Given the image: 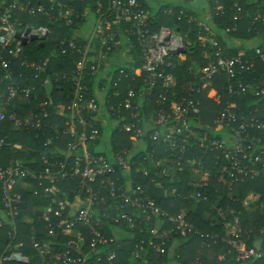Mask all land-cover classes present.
Returning a JSON list of instances; mask_svg holds the SVG:
<instances>
[{
  "label": "built area",
  "instance_id": "obj_1",
  "mask_svg": "<svg viewBox=\"0 0 264 264\" xmlns=\"http://www.w3.org/2000/svg\"><path fill=\"white\" fill-rule=\"evenodd\" d=\"M3 1L0 14V24L4 27L0 34V68L5 71L3 79L7 85L5 95L0 97V121L12 123L13 130L20 127L27 130L41 128L40 119L34 113H27L21 120L9 111L20 96L28 100L31 92V88L19 89L11 83L13 72L9 67L21 54V40L29 44L31 38H35V43L39 44L51 36V30L45 26L17 29L23 26L19 14L40 17L65 27L75 26L74 37L60 39L56 50L62 55H75L76 62L70 75L74 92L66 106H57L60 112L68 115L63 135L68 136L71 142L67 143L66 150L58 155H42V169L39 172L18 164L0 166V229H9L7 238L10 242L3 252L9 255L2 256L0 264L16 261L14 254H22L10 250L17 236L16 222L20 218L26 193L32 198L41 196L48 199L46 205L33 208V214L38 213L36 221L43 229L32 230L30 235L31 247L42 258L43 264H114L116 252L108 249L104 253L99 249L113 243L110 237L101 232L102 222H120L129 231L136 229L138 219L147 224L150 236L148 244L156 254L163 255L169 242L186 240L191 234L201 239L211 237L214 241L220 238V242L229 246L228 252L235 254L236 261L241 264L264 260V252L260 248L245 247L242 228L232 210L216 209L215 218L223 222L222 237L217 234L203 235L186 221V215H167L153 199L144 194L140 186H135L133 197L128 191L131 182L127 174L131 159L128 151L115 153L112 160L91 151L100 133L97 126L103 123L100 115H104L115 126H119L124 134L129 135L132 148H137L138 142L145 148V142L149 140L158 149L169 152L171 159L161 160L164 164L173 167L174 162L184 163L192 175L198 176L199 179L189 185L190 198L195 203L207 200L209 173L199 159L187 158L192 151L198 150L203 155L218 152L214 164L224 163V168L221 167L217 172L219 179L228 187L242 183L247 178L264 177V145L254 135L256 132L264 136V116L260 117L264 111L258 109L255 102L249 105L245 100L249 96L259 100L264 96V91H261L264 81L254 80L252 84L246 82L247 74L254 69L255 62L264 65V40L250 49L228 55L218 46V37L212 33V29L204 23L197 24L196 40L207 63L203 67L192 64L186 68L192 83L186 95L178 96L173 92L176 86L174 72L186 62L187 54L192 49L191 43L175 28L160 27L154 30V15L142 0H94L91 9L86 8L84 11H78L77 5L84 4L85 0H68L67 3L49 0L51 5L47 6L39 0ZM207 1L212 17L227 12L221 0ZM228 1L232 4L229 11L235 23L249 16L236 0ZM172 12L170 9L163 13L170 16ZM178 14L177 21H180L184 12ZM90 17L94 19L93 29L82 34L81 26L75 21L85 22ZM235 25L225 32H234ZM257 25L264 29V14L257 12L251 17L253 30ZM17 33L20 40L15 38ZM118 49L125 52L122 60L129 72L120 66L116 74L108 73L105 78H108L109 83L106 86L97 85L95 95L90 96V89L85 82L100 83L99 74L107 70ZM130 50L137 51V54H130ZM47 64V61L29 65L21 62L22 66L40 72L45 71ZM220 78H225L222 93L227 100L223 102L220 93L212 97L213 104L219 110L212 123L205 124L201 121L200 97H209L212 87ZM122 81H128L131 85L116 107L108 109L107 93L113 90V96L118 97L117 89ZM100 96H104V101L99 100ZM149 100H153L158 110L154 111L153 117L145 119L142 111L147 108ZM47 107V102L40 105L43 118L51 116ZM76 127L80 128L79 132ZM216 132L222 134V139L215 137ZM160 163L157 161L154 166L161 177L167 178L166 169L160 170ZM140 171L144 177L147 176L144 168ZM120 180L128 183L121 186ZM62 181L76 184L72 202L66 196L59 197L65 193L58 185ZM93 184L98 186L97 190ZM155 186L161 188L157 182ZM171 192L173 196H178L175 189ZM104 195L109 197V206ZM249 198L255 200L253 195ZM105 207L109 209L100 211ZM108 210L114 211V214L109 215ZM22 221L27 224L33 222L28 216H23ZM86 236L89 237L88 242ZM140 244H144V241ZM134 257L137 258L138 253H134ZM220 259L224 260L223 256ZM20 263L27 264L28 259L21 257Z\"/></svg>",
  "mask_w": 264,
  "mask_h": 264
},
{
  "label": "trees",
  "instance_id": "obj_2",
  "mask_svg": "<svg viewBox=\"0 0 264 264\" xmlns=\"http://www.w3.org/2000/svg\"><path fill=\"white\" fill-rule=\"evenodd\" d=\"M9 1V0H4ZM3 1V2H4ZM46 2V0H42ZM41 1V2H42ZM242 6L243 10L248 13L249 16L243 18L241 21L235 23L232 20V14L227 11L225 15L219 17H212V26L215 30V35H218V40H222L219 33H222L229 43L243 42V40L255 37V31H258L264 36V29L257 25L255 29L251 27V17L254 16L257 9L255 4L247 3L242 0H237ZM91 2V0H90ZM0 0V14L3 6ZM222 4L227 8L231 7V3L227 0H223ZM79 10L83 9L82 5H77ZM147 7V5H146ZM161 8L158 10V14L153 17L154 30L160 27L175 28L182 35H186V39L191 43V52L187 54L186 62L178 67L174 72L176 79V86L173 90L178 96H184L192 83L190 75L187 73L186 68L192 64H196L199 67H203L207 63V59L202 57V48L199 47L196 40L197 36V21H189L192 19V14L184 10L182 6L173 9V14L168 16L164 14ZM184 12L180 21H177L178 13ZM264 14V8L260 10V15ZM23 27L30 26H45L51 30V36L47 38L41 47L37 43H29L22 48L21 54L18 60L12 62L9 70L13 72V79L11 83L15 84L19 89L31 88L30 98L26 100L23 96H20L16 101L12 111L16 114V117L23 119L29 112L34 113L41 122V128L26 129L20 127L18 130H13L12 123L9 121H0V166L6 167L12 164H18L28 170L39 172L42 169L40 157L44 154L50 155L55 153L58 155L61 151L66 150L67 143L71 142L68 136L63 135L66 131L65 122L68 120L66 112H60L57 106H66L69 98H71L74 87L71 82V73L75 69L76 56L65 54L62 55L56 50L58 41L62 38L72 39L74 37L75 26L65 27L61 23L53 24L46 19L40 17H31L25 14H19ZM79 23V21H75ZM236 24V30L234 32L226 33L227 28L231 29ZM4 31V27L0 24V34ZM247 39V38H246ZM242 47V46H241ZM243 49V48H240ZM231 50V49H230ZM227 51L228 55H235L238 52L237 48L232 51ZM130 54H137V51L130 50ZM24 61L26 65L30 63H38L47 61L48 64L45 71H36L34 68L22 66L21 62ZM122 68L125 72H129L128 67L123 65ZM113 70V69H112ZM5 71L0 68V97L6 93L7 81L3 79ZM112 73H117L115 69ZM20 75V77H18ZM264 81V65L255 62L254 69L247 74L246 82L252 84L253 81ZM90 89V96H94L96 93V86L100 85L99 82H85ZM102 84V83H101ZM131 84L128 81H122L117 89L119 92L118 97H114V91L111 90L107 93L108 100L106 105L115 108L120 102L121 98L125 95L127 88ZM225 85V78H220L216 81L210 91V95L201 96V121L205 124H211L215 114L219 110L212 102V97L220 93L224 102L227 97L222 93V87ZM264 91V88H261ZM264 96L260 98H251L249 96L246 100V104L251 105L255 102L258 109L264 111ZM109 101V103H108ZM248 101V102H247ZM43 102L48 103L47 112L51 115L49 118L41 117L40 105ZM243 103V101H241ZM157 106L153 103V100H149L147 108L142 111L143 117H153L154 111H157ZM264 112L260 114L262 118ZM89 118V116H86ZM101 133L102 127L97 126ZM108 132L110 133V153L128 151L131 154V159L128 163V174L131 177L130 191L135 195V186H140L144 194L153 199L159 208L169 216H177L181 211H187L186 221L195 228L198 232L206 236H212L217 234L222 237L224 229L222 227L223 222L216 217V209L220 208L223 211L228 209L234 212V215L238 218L239 224L243 231V241L246 248H260L264 252V177L247 178L242 183L232 184L228 187L222 183L219 179L217 172L221 167L224 168V163L219 162L214 164L218 152H209L203 155L201 152L192 151L188 153L187 158L199 159L203 163L204 168L209 173L208 186L206 189L207 200L205 202H194L191 198L190 187L194 178L189 168L181 162H174L177 174L171 177H160L158 170L154 164L157 161H161L163 158H170L169 152H163L162 148L158 149L149 140H146V148L138 150L132 148L130 138L128 134H124L119 126H115L112 130L110 127ZM76 131L79 132L80 128L76 127ZM221 133V132H220ZM254 135L261 139V145H264V136L259 133ZM217 139H222V134L215 133ZM18 148H14V146ZM92 152L94 148L91 149ZM155 151V153H153ZM107 155L109 153H106ZM106 155V156H107ZM105 156V157H106ZM113 157V156H112ZM108 158V157H107ZM111 159V156L109 158ZM171 159V158H170ZM58 161V160H57ZM141 168H144L147 172V176L141 175ZM121 173V172H120ZM192 175V176H191ZM123 179V177H121ZM156 182H160L161 188L155 186ZM62 190L65 191L60 198L66 196L69 202L73 201L75 194V183L62 181L58 184ZM57 185V186H58ZM120 185L124 186L125 181L120 180ZM93 187L97 190L98 186L93 184ZM69 190L67 193V189ZM175 189L178 196H173L172 190ZM106 194L105 191L102 192ZM250 195L255 196V200H248ZM58 197V196H57ZM109 206V197L104 195ZM246 205H243L244 202ZM23 206L21 208L20 218L16 222L17 236L11 243V251H19L22 254L26 249H30L34 254L30 243V235L32 230L40 229L42 227L36 221L38 213L33 214V208L36 206H44L48 203L47 198L39 197L32 198L29 194H24ZM107 206V207H108ZM217 206V207H216ZM102 208L100 211L105 212L109 208ZM109 215H113L114 211L108 210ZM204 214H208L213 217V220H205ZM23 216L30 217L33 222L27 224L22 221ZM209 216V217H210ZM136 217V216H135ZM228 219H230L228 217ZM147 224L143 223L141 219H138V224L135 230H125V225L122 223L113 224L111 222H102L101 232L110 237L113 243H109L104 247H99L101 252L106 253L107 250H114L116 252V259L114 264H241L236 261L235 254L229 251V246L224 242H220V238L214 241L211 237L207 239H201L198 236L189 235L186 240L176 239L166 246L165 253L156 254L152 247L148 244L150 236L147 231ZM83 230V228H81ZM8 228L0 229V258L9 254H3L4 249L9 246L10 242L7 238ZM87 233V230L84 229ZM141 231V232H139ZM89 237L86 236V242ZM144 241V244H140ZM63 243V240L60 242ZM16 247V249H14ZM171 250L172 254H169ZM134 253H138V257H134ZM37 256V254H36ZM223 256V259H220ZM2 264H23L20 262H3ZM27 264H33L29 262ZM246 264H264V260L258 262H248Z\"/></svg>",
  "mask_w": 264,
  "mask_h": 264
},
{
  "label": "crops",
  "instance_id": "obj_3",
  "mask_svg": "<svg viewBox=\"0 0 264 264\" xmlns=\"http://www.w3.org/2000/svg\"><path fill=\"white\" fill-rule=\"evenodd\" d=\"M39 1H40L41 4H45L46 6L47 5H51L49 0H46V2H43L42 0H39ZM56 1H62L63 3L64 2H66V3L68 2V0H56ZM142 1L144 2L145 5H147L148 10L150 11L151 14L154 15V17L158 14V10L161 9V8H165L166 9V10H163V11H169L170 9H172V11H173L174 8H177V7L181 6V3H184L185 5L190 4V6L188 8L187 7H183L184 10H187V11H189L192 14V16H191L192 19L190 21L193 22L194 19H195L197 21L198 25L201 24V23L206 24L207 26H209L212 29V33L215 34L214 27L212 26V24H213L212 23V10H211L210 4H209V2L207 0H169L168 5H165V6L162 4L163 0H142ZM222 1L223 0H221V4H222ZM242 1L247 2V3H251V4H255V7H256L257 11H256V13L254 15H256L257 12H258V14H260V10L264 8V0H242ZM94 2H95L94 0H91V2H90V0H85L84 4H78V5H82L84 10L86 8H90L91 9V7L94 5ZM155 6H157L158 9L152 11L151 8L155 7ZM223 6L225 7V9L227 8L226 5L223 4ZM231 8H232V4H231V7L227 8V11H229V9H231ZM77 9H78V6H77ZM83 9L82 10L78 9V11H84ZM93 24H94L93 17L88 18L85 22L80 21L79 25L81 26L82 34L89 33L93 29ZM163 27H165V26H163ZM219 36H220V38L222 40H220V41L218 40V46L220 47V49L224 53H226L230 49H231L230 51H232L234 48H237L238 51L242 50L240 48L250 49L251 47L259 44L260 42H262L264 40V36L262 34H260L258 31H255V37L254 38L246 37L247 39L245 38L243 40V42H241V43L238 42V43H235V44L229 43L222 33H219ZM216 37H218V35ZM30 43H35V42H30ZM39 44L40 45L42 44V46H43L44 42L39 43ZM120 44H122V42H120ZM25 46H23V47H25ZM124 54H125V52H122L121 49H118V50H116L114 52V55L112 56V62L110 64V66H108L107 70L104 73H100L99 76H98L99 77V81H100V85L103 84V85L106 86L107 83H109L108 78H105V77H108L107 74L108 73L110 74L113 71L112 70L113 67L118 68V67L124 65L123 64L124 60H122V56ZM99 100H101V102L104 101V96H100ZM100 120H103V123H102V126H101L102 127V131L100 133V136L98 137V140H97L96 144L94 145V151H95V148L97 146H100V151L98 153H100V154H102L104 156L107 155L106 153H109L106 157L110 158V156H111V158H112V156L115 153H120V152L116 150V152L110 153L109 140L111 138L110 137L111 131L109 133H107V138L105 137V139H103V136H104L105 131L108 129L107 128V124H106L107 120L111 124V126H110L111 130L115 127V125L109 119H107V117H105L104 115H100ZM145 148H144L142 143L140 144L138 142V147H137L138 150H141V149L144 150ZM164 159L165 158H163L162 160H164ZM160 162H161L160 163V170H165L166 169L165 173H167L168 177L175 176L177 174L176 168L174 166L171 167L168 164H164L162 161H160ZM192 177L194 178V180H196L198 178V176H194V175ZM129 178L131 179L130 175H129ZM125 183H128V182H125ZM157 183L160 184V182H157ZM180 213H182L184 215H187V211H184V210L181 211ZM209 216L210 215H208V214H204L205 220L209 219V220H213L214 221L213 217L211 218V216L210 217ZM169 254H172L171 250L169 251ZM19 255L21 257H26L28 259V261L32 262L33 264H43L42 258H40L39 256H36V254H34L30 249H26V251H24L23 254H19Z\"/></svg>",
  "mask_w": 264,
  "mask_h": 264
},
{
  "label": "rangeland",
  "instance_id": "obj_4",
  "mask_svg": "<svg viewBox=\"0 0 264 264\" xmlns=\"http://www.w3.org/2000/svg\"><path fill=\"white\" fill-rule=\"evenodd\" d=\"M168 3H169V0H163V2H162V4L165 6V5H168ZM181 6L182 7H189L190 6V4H187V5H185L184 3H181ZM156 9H158L157 8V6H155V7H152L151 8V10L152 11H154V10H156ZM115 69V71L117 70V68L116 67H113V70ZM107 127H110L111 126V124L109 123V121L107 120ZM107 132H108V129L105 131V133H104V136H103V139H105V137L107 138ZM99 136H100V133H99ZM100 151V146H97L96 148H95V152H99ZM248 200H253V199H251V198H249ZM248 200L246 201V202H248Z\"/></svg>",
  "mask_w": 264,
  "mask_h": 264
},
{
  "label": "water",
  "instance_id": "obj_5",
  "mask_svg": "<svg viewBox=\"0 0 264 264\" xmlns=\"http://www.w3.org/2000/svg\"><path fill=\"white\" fill-rule=\"evenodd\" d=\"M15 38L20 40L18 33L15 35ZM30 41L31 42H35L36 39L35 38H31ZM21 43H22V46H25L27 44L26 40H21ZM40 46L42 47V44ZM14 259L16 260V262H21V256L19 254H15L14 255Z\"/></svg>",
  "mask_w": 264,
  "mask_h": 264
}]
</instances>
